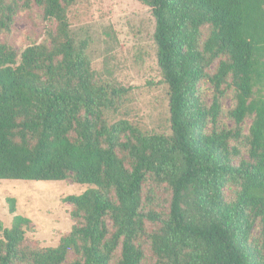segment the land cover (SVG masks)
I'll use <instances>...</instances> for the list:
<instances>
[{
    "label": "trees",
    "instance_id": "trees-1",
    "mask_svg": "<svg viewBox=\"0 0 264 264\" xmlns=\"http://www.w3.org/2000/svg\"><path fill=\"white\" fill-rule=\"evenodd\" d=\"M79 1L0 0V30L31 3L56 22L19 59L0 42V179L92 185L64 198L74 223L53 247L23 245L28 217L0 222V264H64L70 253V264H144L143 237L161 264H264V0H138L155 20L168 134L110 121L127 89L103 79L70 32ZM203 79L214 87L209 107L197 95ZM227 88L235 126L217 129ZM240 136L248 157L234 163ZM149 176L170 192L164 213L142 209Z\"/></svg>",
    "mask_w": 264,
    "mask_h": 264
},
{
    "label": "rangeland",
    "instance_id": "rangeland-1",
    "mask_svg": "<svg viewBox=\"0 0 264 264\" xmlns=\"http://www.w3.org/2000/svg\"><path fill=\"white\" fill-rule=\"evenodd\" d=\"M69 29L76 40H85L90 64L106 80L127 89L122 105L116 113L108 115L110 121L126 119L148 133H166L169 129L168 89L161 79L153 40L155 20L150 8L138 0H80L68 11ZM56 22L45 19L42 8L31 3L14 16L9 30H0V42L10 45L18 54L31 44L45 42L48 33H54ZM213 71V69H212ZM232 89H225L219 98L220 112L215 127L234 128L227 110L234 104ZM197 95L202 105L209 107L214 87L206 79L198 84ZM250 119L241 124L246 134ZM212 125L208 123L210 129ZM230 146L239 150L234 163L248 157L243 137L232 140ZM88 184L71 180L31 181L0 179V222L9 227L14 215L28 217L30 227L25 231L23 245L29 248L53 247L60 237L68 233L74 220L71 204L64 200L68 195L80 194ZM235 187L224 190L226 200L234 197ZM8 198H14L15 211H9ZM170 192L165 184L147 177L142 186V209L164 213L167 211ZM153 224L147 223L151 230ZM255 224L252 236L259 235ZM139 244L144 251V264H161L153 255L148 240ZM69 254L64 264H70Z\"/></svg>",
    "mask_w": 264,
    "mask_h": 264
}]
</instances>
